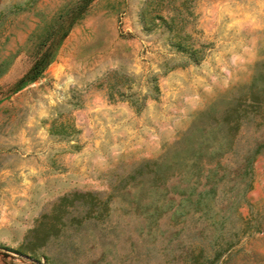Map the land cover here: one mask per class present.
I'll list each match as a JSON object with an SVG mask.
<instances>
[{
	"label": "rangeland",
	"instance_id": "1",
	"mask_svg": "<svg viewBox=\"0 0 264 264\" xmlns=\"http://www.w3.org/2000/svg\"><path fill=\"white\" fill-rule=\"evenodd\" d=\"M76 1L0 0V264H186L191 246L210 250L207 220L186 213L187 146L220 162L209 219L234 196L248 221L215 264H264V0H188V21L186 0H88L67 25ZM237 102L240 124L221 126Z\"/></svg>",
	"mask_w": 264,
	"mask_h": 264
},
{
	"label": "trees",
	"instance_id": "2",
	"mask_svg": "<svg viewBox=\"0 0 264 264\" xmlns=\"http://www.w3.org/2000/svg\"><path fill=\"white\" fill-rule=\"evenodd\" d=\"M88 0H78L74 4L73 7H70L68 10V23L67 25L72 23V19L79 15L84 8V3ZM189 1L186 0V21L190 19V10H189ZM173 20L172 17L169 18ZM65 33V30L61 33V36ZM179 30L173 33L174 39L172 40L173 44L180 49H185L182 43V36L179 34ZM190 33L186 32V53L190 60H198L200 59V55L197 54L198 49L193 47L192 40H189ZM48 56L46 51H43L39 56V59L35 61L31 67L23 73L13 84L11 90H15L22 86L28 80H31L37 76L40 70L45 66L48 62ZM250 101L254 104L259 102L257 96H251ZM240 102L225 111L222 117L218 120L221 126H226L228 129L236 128L240 124V114L238 111V105ZM232 138V137H231ZM227 145L230 144V135L226 140ZM226 146V144H225ZM257 148L253 150L251 156L249 158L252 159L254 153ZM189 152V156H186V213L188 214L193 212H201L200 214L204 216V218L208 222V226H210L213 230L212 234L214 237L213 242L209 245L210 250H205L202 246H191L189 251L186 254V264H215L218 260L222 263L225 259L229 258L230 254L233 253L235 249V244L238 243L239 233L242 232V228L247 224V219H242L238 211L236 210V206L238 202L234 200V196L230 197L223 209L219 212H214L213 217L209 219L207 215V203L210 202V198H212L217 190V182L218 179L215 177V169L220 168V162L218 160V156H215V160H213L214 156H190L193 152V148L191 146L186 147V153ZM222 153V149H221ZM250 161V160H249ZM215 168V169H214ZM163 170L159 168L154 169L152 174L150 175V181L153 183L162 176ZM244 173H246V169H244ZM243 173V174H244ZM191 178L194 179V182L198 183L201 181V186L198 190H195L194 185H189V181ZM250 183L249 181L247 182ZM211 194V195H210ZM209 195V196H208ZM235 201V202H234ZM232 209L234 210V216L232 217L231 213ZM179 214V213H178ZM238 217L240 220V225L233 228H229L227 226L228 221L234 220V218ZM242 224V225H241ZM201 230H199L200 232ZM215 232V234H214Z\"/></svg>",
	"mask_w": 264,
	"mask_h": 264
},
{
	"label": "water",
	"instance_id": "3",
	"mask_svg": "<svg viewBox=\"0 0 264 264\" xmlns=\"http://www.w3.org/2000/svg\"><path fill=\"white\" fill-rule=\"evenodd\" d=\"M0 255H2V256H8V253L6 251L0 250Z\"/></svg>",
	"mask_w": 264,
	"mask_h": 264
}]
</instances>
